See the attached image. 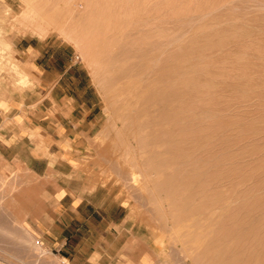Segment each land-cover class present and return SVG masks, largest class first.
<instances>
[{
  "label": "rangeland",
  "instance_id": "374dc122",
  "mask_svg": "<svg viewBox=\"0 0 264 264\" xmlns=\"http://www.w3.org/2000/svg\"><path fill=\"white\" fill-rule=\"evenodd\" d=\"M28 37L65 47L98 91L102 127L74 169L162 264H233L250 238L242 251L257 249L264 0H0V77L17 69L21 86L13 44ZM14 172L0 168V234L22 232L35 198L27 169Z\"/></svg>",
  "mask_w": 264,
  "mask_h": 264
},
{
  "label": "crops",
  "instance_id": "0c3cea01",
  "mask_svg": "<svg viewBox=\"0 0 264 264\" xmlns=\"http://www.w3.org/2000/svg\"><path fill=\"white\" fill-rule=\"evenodd\" d=\"M13 55L28 83L19 85L17 69L0 77V168L14 177L23 165L35 198L21 206L22 232L0 234V264H162L119 219L120 204L88 191L87 168L74 169L102 127L100 95L86 71L65 47L32 37L14 42Z\"/></svg>",
  "mask_w": 264,
  "mask_h": 264
},
{
  "label": "bare ground",
  "instance_id": "6f19581e",
  "mask_svg": "<svg viewBox=\"0 0 264 264\" xmlns=\"http://www.w3.org/2000/svg\"><path fill=\"white\" fill-rule=\"evenodd\" d=\"M252 213V212H251ZM263 227V226H262ZM261 228V227H260ZM248 234V233H247ZM251 234V233H250ZM250 236V235H249ZM249 236H248V239H249ZM258 236V235H257ZM247 237V235L245 236V238ZM247 239V240H248ZM244 240V239H243ZM251 240V238L249 239V241ZM240 241L241 238H240ZM248 241V242H249ZM239 242V241H238ZM245 242V241H244ZM247 242V243H248ZM253 242V241H252ZM252 242H250L252 244ZM256 242V245L257 246V249H250V252L246 251V252H243L242 250L244 249V247L246 246V244H244V247L241 246V249L238 248V253L240 252V254H238L237 258H234L233 260V264H264V238L263 237H260V238H257V240L255 241ZM240 244V243H239ZM235 244H233L234 246ZM237 245V243H236ZM242 245V244H241ZM253 245V244H252ZM235 247V246H234ZM239 247V246H238ZM248 247V246H247ZM233 248V247H232ZM256 248V247H255ZM249 249V248H248ZM247 250V248H246ZM237 252V250H235ZM245 251V250H244ZM252 251V252H251ZM235 254V253H234Z\"/></svg>",
  "mask_w": 264,
  "mask_h": 264
}]
</instances>
